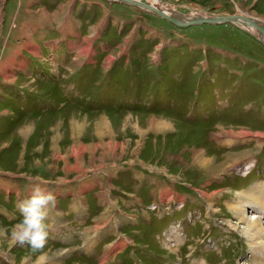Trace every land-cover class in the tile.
I'll list each match as a JSON object with an SVG mask.
<instances>
[{
    "label": "rangeland",
    "instance_id": "374dc122",
    "mask_svg": "<svg viewBox=\"0 0 264 264\" xmlns=\"http://www.w3.org/2000/svg\"><path fill=\"white\" fill-rule=\"evenodd\" d=\"M9 1L0 0L2 10ZM103 2L133 17L132 27L112 26L109 38L125 40L107 59L94 58L98 44H91L88 61L71 63L72 72L58 65L67 76L59 79L45 76L49 53L29 65L43 74L38 79L0 65V171L69 186L57 194L60 216L69 219L64 240L48 237L34 250L0 235L11 256L0 264L34 263L31 252L53 249L69 255L45 264H264V240H248L237 220L258 216L264 233L262 45L230 23L178 28L139 6ZM158 4L177 18L250 14L232 0ZM26 183L0 178V222L10 226L0 231L22 219L16 205L28 195ZM78 231L82 239L74 240ZM80 241L89 243L82 254L73 249Z\"/></svg>",
    "mask_w": 264,
    "mask_h": 264
},
{
    "label": "crops",
    "instance_id": "0c3cea01",
    "mask_svg": "<svg viewBox=\"0 0 264 264\" xmlns=\"http://www.w3.org/2000/svg\"><path fill=\"white\" fill-rule=\"evenodd\" d=\"M232 1L235 5L242 4L246 9L250 10V14L243 12V14L240 15L253 19L256 18L257 20H260L264 23V5L259 9L255 8L258 0ZM117 3L119 5L127 4L122 2ZM236 9L238 8L236 7ZM255 15H258L260 18ZM0 18L3 19L0 32L1 70L17 75L16 78H18L21 74L25 75L23 78L26 76L29 78L34 77L35 79H38L37 77H43V74L39 73L38 70H31V67H33L31 64L41 63L40 59H37L36 57L43 58V56L45 57L48 53V57L43 58L47 59L49 63L45 60L44 61L47 63V65L49 64L48 68H50L48 69V73H45V76L51 79L67 78L66 71L62 72L57 70L58 65H64L62 69L67 70V73H69V71L72 72L73 64L71 63H85L88 61L86 54L88 55V50H90L91 44H98L96 45L98 52H95L94 58H96L95 55L104 53L105 59H107L109 53H112L113 49L118 48L119 45L125 40V38L124 40L121 38L120 41L116 42V40L109 38V33L114 31L112 26L132 27L133 25V17L130 13L126 12L124 15L114 8L107 7L103 0H11L6 2L3 10L0 6ZM115 23L117 24L113 25ZM103 24L104 29L103 31L99 32ZM94 30L95 32H103L105 34H98L97 37H94ZM84 39H87L86 42L89 44L88 49L86 48L87 52L85 54L83 53L82 56L78 55L76 61H74V56L72 55L78 51L76 47L83 44ZM106 47H108L109 50H105ZM79 58L81 59L79 60ZM29 65L31 67H29ZM1 73L2 72H0V74ZM21 174L23 176L13 173H2L0 171V178L3 177L8 181H13V183L14 180L27 182L24 185L26 188L23 194L29 195L33 186L36 183H39L40 186L46 190L47 187H45V185H48L47 191L54 193L56 196L57 194L64 196L67 195V193H63L69 187L67 185V181L63 185L62 183L58 182L52 183V181L42 182L39 179L31 180V177L29 178L25 175V173ZM86 177H89V175L86 174ZM77 178H79L77 183H81L78 192L83 193L82 188H84V184L82 183L87 181H84V175ZM3 191L5 194L8 193V189L6 188H3ZM60 191L61 193H59ZM14 193V196H16L18 189L14 190ZM62 199L64 200V198ZM62 199L59 200L63 201ZM64 206H67L66 199ZM60 209H62V207L59 203H57L55 208L49 209L48 217L46 219V222L49 226L48 231L51 235L49 237L55 240H64L63 236L65 237L68 233L65 223H67V220L69 221V219H67L66 216V218H64L66 220L63 221V218L60 216ZM9 213L10 211L8 210V214ZM4 214L7 215L6 213ZM4 220L7 221V219L3 217L2 221L0 222V227L5 230V227L10 226H8V223H5ZM73 221H76L79 223V225H82L83 223L82 219L80 220L82 223H80L78 215ZM79 228L82 229V226H79ZM76 233L81 235L79 238L75 237L74 240L82 239V233L79 231ZM6 235L9 237L10 233ZM4 238L6 237H0L1 240ZM81 243L82 241H80L78 245L74 246L73 249L76 247L75 251L78 250L80 253L89 250L88 241L82 245ZM119 243L117 246H119ZM124 247V244L121 242V245L118 248ZM71 249L72 248H70V250ZM65 251L68 252L65 253ZM41 252L42 251L31 252L32 255L38 254L34 263H32L31 259L29 258H22L18 264H21V262H24V260H27V263L29 264H45L48 260L50 263H52V261H54V263H58L61 259L69 255V249H53L49 251L47 256L46 254H41ZM5 253L10 256L9 253L0 249V256H3ZM7 259L9 260L10 264H16L17 262L12 259V263L10 261L11 256L10 259ZM74 264H77V262Z\"/></svg>",
    "mask_w": 264,
    "mask_h": 264
},
{
    "label": "clouds",
    "instance_id": "9594fccd",
    "mask_svg": "<svg viewBox=\"0 0 264 264\" xmlns=\"http://www.w3.org/2000/svg\"><path fill=\"white\" fill-rule=\"evenodd\" d=\"M57 196L36 183L30 194L16 205L22 219L10 230V237L20 246L27 244L34 250L44 248L49 237L45 223L50 208H55ZM0 231V235H5ZM21 264H24L22 261Z\"/></svg>",
    "mask_w": 264,
    "mask_h": 264
},
{
    "label": "water",
    "instance_id": "95a60500",
    "mask_svg": "<svg viewBox=\"0 0 264 264\" xmlns=\"http://www.w3.org/2000/svg\"><path fill=\"white\" fill-rule=\"evenodd\" d=\"M117 2H125V3H130L133 5H139L142 8H144L145 10L155 14L156 16H159L161 18L164 19V21L176 26V27H187V26H200L202 24H207V25H216V24H221V23H238L243 27H248L251 29V31H253L254 33H250L249 31V35L254 38L255 40L259 41L263 47L264 50V24H260V23H256L255 19L253 18H248V17H244L243 15L238 16V15H232V14H227L225 16H220L218 18H207V16L205 15L204 17H202L201 15H199L198 13H192L191 14V18L187 19V21L184 22H180L177 21V19L171 18L168 15H166L165 13H163V11L157 10V8H154L153 10H151L150 7H148V5H146L145 3L142 2H129V1H124V0H115Z\"/></svg>",
    "mask_w": 264,
    "mask_h": 264
},
{
    "label": "bare ground",
    "instance_id": "6f19581e",
    "mask_svg": "<svg viewBox=\"0 0 264 264\" xmlns=\"http://www.w3.org/2000/svg\"><path fill=\"white\" fill-rule=\"evenodd\" d=\"M113 1H115V0H113ZM124 1H129V2H131L132 0H124ZM135 1H137V0H135ZM135 1H132V2H135ZM117 2V1H116ZM152 2V3H151ZM127 4H130V3H127ZM147 5V4H146ZM150 5V6H149ZM135 6H139V5H135ZM139 7H141V6H139ZM148 7H152L151 8V10H153L154 8H157V10H160V11H163V13H165L166 15H168L169 17H171V18H174V19H177V21H180V22H184V21H187V19H189L190 17L189 16H186V17H188V18H186L185 16H183L182 14H179V16L180 17H176V16H173V14H172V11H170V12H168V11H166V10H164V9H162V7L158 4V0H149V4H148ZM142 8V7H141ZM142 9H144V8H142ZM145 10V9H144ZM147 10H149V9H147ZM147 10H145V11H147ZM147 12H149V11H147ZM239 16V15H238ZM241 16V15H240ZM209 16H207V18H208ZM245 17V16H244ZM209 18H218V16L217 17H213V16H211V17H209ZM249 18V17H248ZM255 19V22L257 23H262V24H264L263 22H261L260 20H257L256 18H254ZM230 24H232V25H234V26H237V27H239V26H241L240 24H238V23H230ZM202 25H204V24H202ZM181 28V27H180ZM186 28V27H185ZM239 28H241L242 30H244V31H246V32H248L249 33V31H250V33H254L253 31H251V29L250 28H246V27H243V26H241V27H239ZM264 39V38H263ZM259 42V41H258ZM260 43V42H259ZM261 44V43H260ZM238 155H234V157H237ZM242 157V156H241ZM214 160H212V161H210V162H213ZM203 165H205L207 162L206 161H203V162H201ZM214 164H213V168H215L216 170H217V168H218V166H221L220 164H216V162L214 161L213 162ZM210 169H212V168H210ZM220 169H222V168H220ZM257 195H258V193H257ZM264 195V194H263ZM242 196H244V194H242ZM254 197V196H253ZM262 198H263V196H262ZM257 199V198H256ZM256 199H254V200H256ZM260 205V204H259ZM241 216V215H240ZM257 218H258V216H255V217H253V218H251V220H246V219H243V217H238L237 218V220L239 221V222H241V223H244L246 226H245V228L244 229H242L243 230V234L245 235V237L248 239V240H250L251 242H254V241H256L257 239H260V240H264L263 238H264V233H263V229L260 227V226H258L259 225V222H258V220H257ZM255 244V243H254ZM262 246H264V241L262 242V243H260ZM255 259H259V258H257V257H255ZM256 263H261V259H259L258 261H256Z\"/></svg>",
    "mask_w": 264,
    "mask_h": 264
}]
</instances>
